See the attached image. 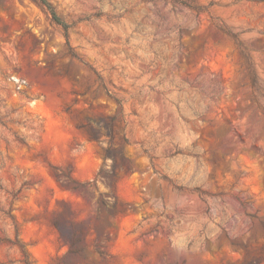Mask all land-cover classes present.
Returning a JSON list of instances; mask_svg holds the SVG:
<instances>
[{
	"label": "rangeland",
	"instance_id": "374dc122",
	"mask_svg": "<svg viewBox=\"0 0 264 264\" xmlns=\"http://www.w3.org/2000/svg\"><path fill=\"white\" fill-rule=\"evenodd\" d=\"M47 2L0 0V264H57L62 202L69 264H264V3Z\"/></svg>",
	"mask_w": 264,
	"mask_h": 264
},
{
	"label": "trees",
	"instance_id": "16d2710c",
	"mask_svg": "<svg viewBox=\"0 0 264 264\" xmlns=\"http://www.w3.org/2000/svg\"><path fill=\"white\" fill-rule=\"evenodd\" d=\"M32 1L35 2L41 8H45L46 10H48L52 18L58 24L60 23V21H58L59 19L57 15L53 11V9L50 7L47 0H32ZM257 1L264 3V0H257ZM223 32L227 36H230L231 38H233V40H235L239 48L241 58L244 61V64L247 69V73H248V77H249V81H250V85L252 89V100L256 104L257 109L261 110L259 100H258V97H259L258 81L252 69V66L249 62V57L245 49L241 47V44L238 41H236V38L234 37V35H231V33L227 31H223ZM262 113L264 115L263 111ZM91 186L92 184L89 182L88 183H73L72 188L76 190L78 193H80L81 195H83L85 198L91 199L92 198V191H90ZM61 204L62 205H57L54 211L52 212L50 223L56 230L59 236V239L68 247V251L66 255L62 259L58 260L57 264H69L65 262V259H73L77 257L84 258L85 250H86L84 241L88 233H84V231H82L81 229V224L75 222L74 214L72 213V211L67 210V213L64 214L60 210L61 206L68 209V204L65 202H62ZM3 214L6 218H9L12 220V216L10 215V213L4 211ZM89 230H90L91 235L94 236L93 244H92L94 248V252L99 257L104 258L107 254L102 249V246H100V242L103 240L109 241V234H107L105 231H98L96 227L90 228ZM7 245L9 248H17L19 250L21 257H22V260H21L22 264H31V261L24 247L20 245V243L17 240V237H15V239L13 240L7 241ZM70 264H76V263H70Z\"/></svg>",
	"mask_w": 264,
	"mask_h": 264
}]
</instances>
